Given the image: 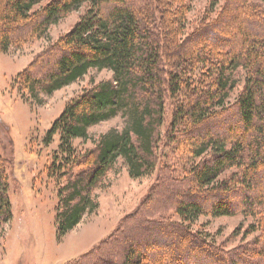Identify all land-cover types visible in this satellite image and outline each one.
Here are the masks:
<instances>
[{"label":"trees","instance_id":"obj_1","mask_svg":"<svg viewBox=\"0 0 264 264\" xmlns=\"http://www.w3.org/2000/svg\"><path fill=\"white\" fill-rule=\"evenodd\" d=\"M42 1H0L2 51L42 36L85 3L88 9L20 72L21 89L38 99L92 68L113 73L72 98L50 130L49 137L60 132L67 154L58 166L68 179L60 190V233L98 207L91 193L118 157L133 177L153 172L167 97L177 98L171 126L182 131L178 143L194 162L182 178L164 175L115 232L67 264H264V0H211L189 34L192 0H50L33 10ZM242 76L243 88L228 104ZM119 111L127 113V126L102 135L89 153L76 154L72 141L88 138L90 126ZM209 125L221 129L212 132ZM6 162L0 152V227L12 218ZM169 201L182 221L163 218ZM208 212L250 215L255 221L246 232L259 234L231 249L217 245L189 227Z\"/></svg>","mask_w":264,"mask_h":264},{"label":"rangeland","instance_id":"obj_2","mask_svg":"<svg viewBox=\"0 0 264 264\" xmlns=\"http://www.w3.org/2000/svg\"><path fill=\"white\" fill-rule=\"evenodd\" d=\"M49 1L43 0L33 10H39ZM210 1H190L186 34L198 26ZM87 9L85 3L52 23L42 36L33 34L25 41L12 44L7 51L0 48V152L7 160L8 194L12 204L11 220L0 227V264H67L79 258L115 232L121 221L134 214L152 190L160 186L164 175L182 178L194 164L182 141L178 143L182 131L171 126L177 98L167 97L153 172L133 177L125 159L118 157L91 193L98 207L87 211L75 228L60 233L57 224L60 190L68 179L60 175L58 166L67 154L61 149L60 132L49 137L50 130L72 98L84 89L112 79L113 73L108 69L92 68L82 78L52 94L39 93L38 99L21 89L18 75L39 52L70 31ZM213 16L215 14H211ZM164 61L166 63L168 59ZM195 72L199 75L200 68ZM243 85L242 76L231 92L228 104L234 103ZM127 122V113L119 111L116 116L90 126L88 138L72 141L76 154L81 156L94 150L102 135L112 130L121 131ZM208 128L212 132L221 129L217 125ZM203 201L206 203L207 199L202 198ZM175 208L176 202L169 201L164 207L163 218L171 222L182 221ZM254 221L252 216L242 213L214 216L208 212L189 227L193 233H202L209 241L231 249L259 234V231L246 232Z\"/></svg>","mask_w":264,"mask_h":264}]
</instances>
